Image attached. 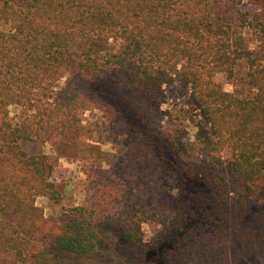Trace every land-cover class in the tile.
<instances>
[{
  "label": "trees",
  "instance_id": "trees-1",
  "mask_svg": "<svg viewBox=\"0 0 264 264\" xmlns=\"http://www.w3.org/2000/svg\"><path fill=\"white\" fill-rule=\"evenodd\" d=\"M0 5L18 10L0 28V264H240L264 250V0ZM173 84L198 111L194 139L154 126ZM11 106L31 114L16 123ZM96 109L129 137L133 206L102 220L75 207L57 224L37 198L62 202L60 143ZM35 140L59 153H28ZM161 203L147 246L142 225Z\"/></svg>",
  "mask_w": 264,
  "mask_h": 264
},
{
  "label": "rangeland",
  "instance_id": "rangeland-1",
  "mask_svg": "<svg viewBox=\"0 0 264 264\" xmlns=\"http://www.w3.org/2000/svg\"><path fill=\"white\" fill-rule=\"evenodd\" d=\"M15 10L18 11L16 8L0 5V28L5 29L6 32L11 30V17L14 15H10L16 12ZM243 36L249 44L254 43L245 33ZM216 80L221 82L227 92L235 91L226 74H217ZM190 94L176 84L166 85L161 97L160 113L154 124L155 128L170 129L181 126L189 133L190 138L194 139L196 129L191 117L197 119L198 111L193 112ZM10 113L14 122L18 123L29 116L31 111L28 108L11 106ZM81 116L85 131L82 134L71 133L60 143L61 158L52 174L54 182L65 185L62 202L56 204L46 197H38L36 202V205L44 210L46 218L57 224L71 221V210L75 207L94 209L96 218L102 220L113 219L120 211L133 206L130 199L132 196L129 195L132 185L129 172L126 170L129 137L112 127L109 119L97 109L84 111ZM24 148L30 154L59 153L50 144L37 140L26 143ZM223 157L227 162L232 159L229 148L224 150ZM220 172L229 177L226 166L221 167ZM260 210H264V204L261 205ZM157 211V214L154 212L142 225L144 243L147 246L154 242V237L161 229L158 215L162 214V203L158 205ZM240 264H264V250Z\"/></svg>",
  "mask_w": 264,
  "mask_h": 264
}]
</instances>
